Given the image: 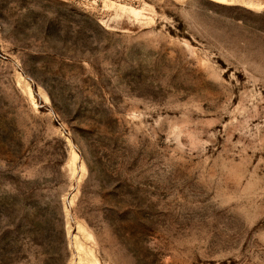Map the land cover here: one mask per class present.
<instances>
[{
	"label": "rangeland",
	"instance_id": "obj_1",
	"mask_svg": "<svg viewBox=\"0 0 264 264\" xmlns=\"http://www.w3.org/2000/svg\"><path fill=\"white\" fill-rule=\"evenodd\" d=\"M0 264H264V0H0Z\"/></svg>",
	"mask_w": 264,
	"mask_h": 264
},
{
	"label": "bare ground",
	"instance_id": "obj_2",
	"mask_svg": "<svg viewBox=\"0 0 264 264\" xmlns=\"http://www.w3.org/2000/svg\"><path fill=\"white\" fill-rule=\"evenodd\" d=\"M25 85L27 87V90H28L29 95L30 96H33L32 88H31L30 84L29 83H26ZM43 95H45V98L48 99V96L46 94H43Z\"/></svg>",
	"mask_w": 264,
	"mask_h": 264
}]
</instances>
